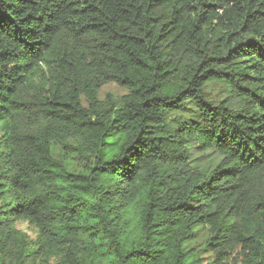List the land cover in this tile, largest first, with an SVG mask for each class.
I'll use <instances>...</instances> for the list:
<instances>
[{"label": "trees", "instance_id": "1", "mask_svg": "<svg viewBox=\"0 0 264 264\" xmlns=\"http://www.w3.org/2000/svg\"><path fill=\"white\" fill-rule=\"evenodd\" d=\"M0 264H264V0H0Z\"/></svg>", "mask_w": 264, "mask_h": 264}, {"label": "rangeland", "instance_id": "2", "mask_svg": "<svg viewBox=\"0 0 264 264\" xmlns=\"http://www.w3.org/2000/svg\"><path fill=\"white\" fill-rule=\"evenodd\" d=\"M220 92H221V90L219 88L211 86L207 91V97L210 100H219L222 98V94ZM126 94H127V91L118 87L117 85L107 84L100 89L99 94H98V98L100 100H103L105 97L110 95V96H113L114 98L118 99V98H120ZM55 152L57 153V150ZM200 159H201V163H208L209 161H211L213 159V155L211 153H207L205 156H201ZM80 169H81V167L79 168V170ZM19 228L23 231H26L29 235H31V233L27 231L25 224H21L19 226ZM206 238H207V230L200 228L197 230L196 239L194 241H192L191 243H189L188 247L194 248L196 251H202L203 244H204ZM202 257L204 259H206L207 255H203Z\"/></svg>", "mask_w": 264, "mask_h": 264}]
</instances>
